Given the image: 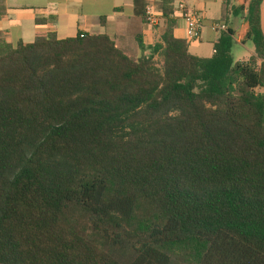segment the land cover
<instances>
[{"label":"trees","instance_id":"trees-1","mask_svg":"<svg viewBox=\"0 0 264 264\" xmlns=\"http://www.w3.org/2000/svg\"><path fill=\"white\" fill-rule=\"evenodd\" d=\"M263 2L208 58L172 26L137 60L106 34L0 41V264H264Z\"/></svg>","mask_w":264,"mask_h":264},{"label":"crops","instance_id":"crops-1","mask_svg":"<svg viewBox=\"0 0 264 264\" xmlns=\"http://www.w3.org/2000/svg\"><path fill=\"white\" fill-rule=\"evenodd\" d=\"M144 1L146 12H151L158 24L142 20L136 14L134 0H0V41L16 46L48 34H55L58 39L75 37L81 32L106 34L126 55L137 60L151 55L150 48L161 43L166 29L172 26L174 36L188 42L191 54L208 58L213 55L214 44L222 33L213 31L212 25L224 24L227 30L238 32L247 15L246 12L232 14L238 0H184L200 13L204 22L200 40L189 41L178 9L180 0ZM165 14L170 17L165 18ZM102 18H105L104 24ZM261 24L264 32V2ZM235 44L246 47L239 50L238 61H247L255 55V49L247 47V42L235 40Z\"/></svg>","mask_w":264,"mask_h":264},{"label":"built area","instance_id":"built-area-1","mask_svg":"<svg viewBox=\"0 0 264 264\" xmlns=\"http://www.w3.org/2000/svg\"><path fill=\"white\" fill-rule=\"evenodd\" d=\"M178 9L181 13L182 19L186 25V38L189 41L200 40L204 28L203 19L198 11L189 7L184 0L178 3ZM146 21L150 24H158V19L151 13L146 12ZM212 30L215 32H226L227 28L224 24H213Z\"/></svg>","mask_w":264,"mask_h":264},{"label":"rangeland","instance_id":"rangeland-1","mask_svg":"<svg viewBox=\"0 0 264 264\" xmlns=\"http://www.w3.org/2000/svg\"><path fill=\"white\" fill-rule=\"evenodd\" d=\"M233 50H232V54L234 56V61H238L240 59V54H239V50H245L246 47H243L241 45H237L235 44V46H233ZM247 47H251V48H254V45L251 41H248L247 42ZM159 58L157 59V61L159 62Z\"/></svg>","mask_w":264,"mask_h":264}]
</instances>
